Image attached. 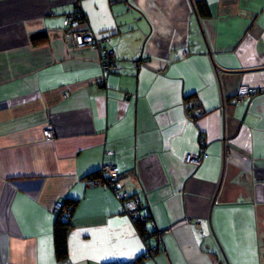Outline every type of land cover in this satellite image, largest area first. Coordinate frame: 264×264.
Here are the masks:
<instances>
[{
  "label": "crops",
  "instance_id": "obj_1",
  "mask_svg": "<svg viewBox=\"0 0 264 264\" xmlns=\"http://www.w3.org/2000/svg\"><path fill=\"white\" fill-rule=\"evenodd\" d=\"M77 29L109 34L120 68L105 77ZM242 85L264 87V0H0V264L143 256L122 202L87 183L104 161L162 231L146 264H264V93L235 102Z\"/></svg>",
  "mask_w": 264,
  "mask_h": 264
},
{
  "label": "built area",
  "instance_id": "obj_2",
  "mask_svg": "<svg viewBox=\"0 0 264 264\" xmlns=\"http://www.w3.org/2000/svg\"><path fill=\"white\" fill-rule=\"evenodd\" d=\"M86 17L81 10H77L75 13L68 14L66 16L67 25H75L80 20H84ZM73 38L76 46L85 47L87 45H92L98 49L100 54V65L103 71V75L107 77L112 72L117 71L120 68L119 57L117 52L110 46L111 36L109 34H101L93 31L92 29H77L73 31ZM138 62H136L137 64ZM264 93V87H252L248 85H242L238 89V93L234 99L235 102H240L244 98H253L259 94ZM44 135L48 138L54 136V131L52 128L44 130ZM208 157L207 153H204L203 157L189 153L185 157V161L188 163H193L200 165L202 161ZM122 178V173L119 171L116 165L111 162L104 161L100 167L99 175L95 179H88V184H102L107 186L113 191L116 197L122 202L123 210L126 215H128L134 223L137 222L150 224L152 227L156 226V220L150 215L149 212L144 211L142 207V202L139 196L135 194H130L126 191H122L120 188V180ZM62 209V204L58 203L55 206L56 212ZM199 229L200 226L198 225ZM152 238L155 240V244L148 246L146 244V255L148 259H154L157 255V251L161 247L162 242V231L156 229L155 232L151 233ZM145 236V240H146Z\"/></svg>",
  "mask_w": 264,
  "mask_h": 264
},
{
  "label": "trees",
  "instance_id": "obj_3",
  "mask_svg": "<svg viewBox=\"0 0 264 264\" xmlns=\"http://www.w3.org/2000/svg\"><path fill=\"white\" fill-rule=\"evenodd\" d=\"M99 173L92 174L89 177H97ZM62 205V209L57 212L56 223H55V245L56 252L60 259H67L68 256V229L71 224L72 214L77 206V200L74 199H66ZM149 225L150 227H147ZM137 226L139 230L146 236V244L148 246L154 245L156 242L152 238L151 233L155 232L157 229V225L152 227L150 224H144L137 222ZM164 249L163 240L161 242V247L157 251V253ZM146 251L143 256L132 262H110L105 264H146L145 260H147Z\"/></svg>",
  "mask_w": 264,
  "mask_h": 264
},
{
  "label": "water",
  "instance_id": "obj_4",
  "mask_svg": "<svg viewBox=\"0 0 264 264\" xmlns=\"http://www.w3.org/2000/svg\"><path fill=\"white\" fill-rule=\"evenodd\" d=\"M34 36V35H33Z\"/></svg>",
  "mask_w": 264,
  "mask_h": 264
}]
</instances>
